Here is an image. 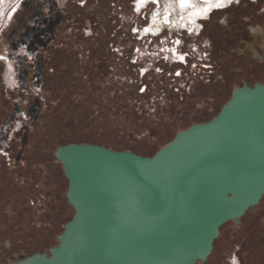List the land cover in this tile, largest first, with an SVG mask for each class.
I'll use <instances>...</instances> for the list:
<instances>
[{
  "label": "rangeland",
  "instance_id": "obj_1",
  "mask_svg": "<svg viewBox=\"0 0 264 264\" xmlns=\"http://www.w3.org/2000/svg\"><path fill=\"white\" fill-rule=\"evenodd\" d=\"M162 1L175 22L146 43L134 27L149 24L151 0H0V257L49 256L72 219L59 146L151 157L237 87L264 84V56L246 52L264 33V0H235L197 23L188 4ZM178 34L187 65L153 46ZM241 221L209 264H264V198Z\"/></svg>",
  "mask_w": 264,
  "mask_h": 264
},
{
  "label": "water",
  "instance_id": "obj_2",
  "mask_svg": "<svg viewBox=\"0 0 264 264\" xmlns=\"http://www.w3.org/2000/svg\"><path fill=\"white\" fill-rule=\"evenodd\" d=\"M240 104H243L241 108L234 112ZM248 108H260L264 115L263 83L237 88L210 121L179 131L151 157L89 143L59 146L55 158L67 180L66 198L74 209L72 219L64 226L58 245L51 248L49 256L47 252H37L39 259L29 254L25 261L9 264H52L66 249L65 240L73 235L87 211L90 218L80 240L84 243H79L83 256L88 250L99 247L98 251H112L113 259L119 264L205 261L221 225L239 219L264 196V175L251 171L244 175L245 182H250L244 191L250 201L234 206L231 199L240 189L243 178L231 177L233 171L245 163V153L234 143L235 139L204 142L210 129L234 119L235 114ZM256 136L257 133H253L246 138ZM260 141L264 143V133H260ZM90 159L99 164L89 167L96 172L91 175L94 179L97 174L104 178L91 180L95 194L81 199L95 201L97 205L86 210L75 192L78 178L82 176L78 177L77 170L89 165L86 161ZM255 165L261 170L260 174H264V159ZM84 176L88 179L86 172ZM71 248L59 264H85L83 260L72 258Z\"/></svg>",
  "mask_w": 264,
  "mask_h": 264
},
{
  "label": "bare ground",
  "instance_id": "obj_3",
  "mask_svg": "<svg viewBox=\"0 0 264 264\" xmlns=\"http://www.w3.org/2000/svg\"><path fill=\"white\" fill-rule=\"evenodd\" d=\"M178 1H180L179 4L182 5L181 0H178ZM190 1H192V2H190ZM190 1L185 0V2H183L185 4H188V8H189L188 11L191 10L190 8H193V10L195 12H199V14L202 15L200 17L193 16L191 23L199 22L200 20L204 19L203 15L207 16V14L211 10L214 12L216 10L224 9L228 5H230L232 2V0H200L201 1L200 3H198L199 2L198 0H190ZM193 1H196V2L193 3ZM205 7H207L206 13L203 12V10H204L203 8H205ZM171 16H172V14H171ZM170 20H172V19H170ZM170 24H172V21L170 22ZM160 25L161 24L158 22L153 24L149 28V32H151V31L154 32L155 28L161 27ZM148 37H149V35H147V37H145V35H144L141 40H144L145 38H148ZM148 51H151V49L147 50V51H142V52L143 53L146 52L144 55L145 56L148 55L146 57H150L151 60L153 61L152 56L147 53ZM144 55H142V56H144ZM176 57H178V55H176ZM178 62H180V61H178ZM237 88L235 90H237ZM241 105H243V104L238 105L235 108L234 112L239 110V108H241ZM240 113L241 112L235 114L236 118L233 117L234 119H232L230 121L226 120L223 124L220 123V124L216 125L215 127H213L212 129H210L209 130L210 131L209 136L204 141V142L209 141V143H214V142H217L218 140L224 139V138H226V139L230 138V140L235 139L236 141L234 143L236 145L241 146L242 148L241 147L240 148L245 153V156H244L246 158L245 163L242 164L243 165L242 167L238 168L237 170H234L232 173L233 177H231V179L235 177L236 180L243 178L241 185H239L240 189L238 191H236V195L231 199L233 201L232 204H234V206H241V205L243 206L244 204L246 205L248 201H250L249 200L250 197L246 196V192H244L245 188L249 185L250 182L249 181L245 182L247 177H244V175L248 172H251V171H256V173L259 174L260 176L264 175V174H260L261 170L259 168H257L258 166L255 165V163L258 160H260L261 158L264 159V143L262 141H260V133L261 134L264 133V115L262 114V110L260 108H257V109L255 108L253 110H251V108L250 109L248 108V109L243 110L241 114ZM253 133H257L258 137L256 136L253 138L252 137H249L248 139L246 138L247 135H252ZM243 139H247L246 142H244ZM86 162H88L89 165L81 166L77 170L78 177H80V175H82L80 178H78V183H77L78 184V187H77L78 190H76V192H75V194L80 199L82 197L88 198V197H91L95 194V192H96L94 189L95 186L91 183V180L92 181H100L104 178V177L97 174V178L94 179V177L91 175V173H96V172H93L91 169H89V167L99 166V164L96 160L90 159ZM84 172H86L88 174V179L84 176ZM261 198H260V200H261ZM81 200L84 202V204L86 206V210L92 209L93 207H96V205H97V204H94L95 201L84 200V199H81ZM259 201H258V203H259ZM88 204H90V206H88ZM241 217L239 219L235 218V221L239 222ZM89 218H90L89 212L87 211L86 215L83 216L81 222L78 224L77 228L75 229V232L73 233V235L71 237H68L65 240L66 249L61 251L57 257H56L57 254L54 255V258L55 257L56 258L53 260L52 264H59V262H61L67 256L68 251H69V247L73 248L74 246H75V248L70 249L71 254H73L72 258L83 260L82 263H85V264L86 263H88V264H119L116 260L113 259L112 251H103V252L98 251L99 247L95 248L94 250H88L89 253H87L86 255L83 256L82 251H81L83 248H81V245H83L84 241H80V240L82 238L83 232L85 231L86 223L89 220ZM77 244H79V245H77ZM30 256L32 258H36V259L41 258V257H39V254L37 252L31 253ZM90 257L93 259L92 261H90L91 263L87 261V259H89ZM27 258H28V255L19 259V260H16L14 263L25 261ZM207 258H208V256H207ZM39 264H42V263H39ZM195 264H196V262H195Z\"/></svg>",
  "mask_w": 264,
  "mask_h": 264
},
{
  "label": "built area",
  "instance_id": "obj_4",
  "mask_svg": "<svg viewBox=\"0 0 264 264\" xmlns=\"http://www.w3.org/2000/svg\"><path fill=\"white\" fill-rule=\"evenodd\" d=\"M151 5H153L155 7H154V9H153V11L151 13H148V16L150 17L149 24L144 26V27L141 26V25H135V27H134L136 33L138 34L139 40H141L144 35H145V37H147V35L156 36L157 34H162V32H160V30L157 29L158 27L154 29V32L151 31L150 34H147L149 32V28L153 24L158 22V23L161 24L160 26H162L163 23H164V24H167L169 27H171L173 25L170 24V22L171 21H172V23L175 22V21H173V18L171 16V11L167 12L165 9H162V5H163V1L162 0H155V2H154V0H151ZM142 11H143V9H141V10L139 9L138 16H141L142 19H143L144 18V14H143V16L141 15ZM170 19H172V20H170ZM161 30L163 31V29H161ZM157 31H159V32H157ZM191 31H192V29L190 30V32ZM146 39L147 38L144 39L145 42H146ZM162 41H163L162 43L161 42L160 43H155L153 45V46H158V47L161 48L159 50L160 51V54H159L160 56L163 55V56L166 57V59H168L169 56L174 57V56L178 55L181 58V62L180 63H182L184 65H187V60H186L187 53H182V51H181V48L179 46L180 43H181V37L179 36V34L175 35V37L170 38L169 40L166 39L165 37H163ZM149 42H151V40L146 42V43H149ZM146 46H148V44H146ZM200 61H202V59H200ZM143 71L144 72L142 73V75H145L147 71H145V69Z\"/></svg>",
  "mask_w": 264,
  "mask_h": 264
},
{
  "label": "flooded vegetation",
  "instance_id": "obj_5",
  "mask_svg": "<svg viewBox=\"0 0 264 264\" xmlns=\"http://www.w3.org/2000/svg\"><path fill=\"white\" fill-rule=\"evenodd\" d=\"M190 1V0H189ZM235 0H232L231 4L228 5L226 8L222 9V10H225V9H228L232 3L234 2ZM180 2V1H179ZM192 2V1H190ZM196 1H193V3H195ZM198 2V1H197ZM200 5V4H199ZM203 12L206 13L207 12V7L203 8ZM217 11H221V10H217ZM256 37H257V41L253 44H251L248 49L246 50V52L250 55H261V56H264V48L261 47L260 43H262V40H263V37H264V33L262 32H259V31H256ZM264 198V196L261 198V200L259 201L258 204L261 203L262 199ZM250 209H248L247 211H249ZM247 211L244 213V216L247 215ZM241 217V219H242ZM241 219L239 222H234V221H228L226 223H224L223 225H221V227L219 228V235L218 237L214 240L213 242V249L210 253V255L208 256L207 260L205 261H197L196 264H209V262H211V258L213 257V255H215L217 253V251L219 252L220 250L224 249L225 247H223V245L225 244V242H223L224 240V236L226 235V233H228L229 231H233L234 230V225L237 227L236 229L239 228V225L241 224ZM225 227V228H224ZM264 229V228H263ZM229 230V231H228ZM234 232V231H233ZM222 241V245L220 247V242ZM226 246V244H225ZM51 250V249H50ZM50 250H49V254H50ZM218 254V253H217ZM220 254V253H219ZM223 256V255H222ZM25 257V256H24ZM216 257V256H215ZM23 257H20L19 259H21ZM19 259H16V260H19ZM236 259H238V262H239V257H236ZM0 260H1V264H9V262H12L11 259L7 258V257H0ZM15 260V261H16ZM233 260V259H232ZM14 261V262H15ZM13 262V263H14ZM212 264V263H210Z\"/></svg>",
  "mask_w": 264,
  "mask_h": 264
},
{
  "label": "snow or ice",
  "instance_id": "obj_6",
  "mask_svg": "<svg viewBox=\"0 0 264 264\" xmlns=\"http://www.w3.org/2000/svg\"><path fill=\"white\" fill-rule=\"evenodd\" d=\"M154 2H155V0H154ZM181 2L183 3V2H185V0H181ZM0 58H2V57H0ZM141 91H143V89H141Z\"/></svg>",
  "mask_w": 264,
  "mask_h": 264
}]
</instances>
